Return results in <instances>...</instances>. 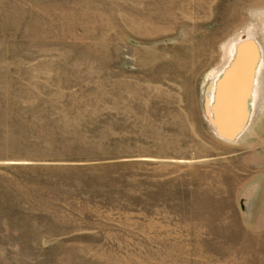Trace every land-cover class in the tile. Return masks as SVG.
<instances>
[{"label": "rangeland", "instance_id": "374dc122", "mask_svg": "<svg viewBox=\"0 0 264 264\" xmlns=\"http://www.w3.org/2000/svg\"><path fill=\"white\" fill-rule=\"evenodd\" d=\"M262 4L0 0V264H264V134L204 113Z\"/></svg>", "mask_w": 264, "mask_h": 264}, {"label": "water", "instance_id": "95a60500", "mask_svg": "<svg viewBox=\"0 0 264 264\" xmlns=\"http://www.w3.org/2000/svg\"><path fill=\"white\" fill-rule=\"evenodd\" d=\"M259 49L252 38L241 37L232 59L218 78L212 103L204 100L205 116L218 139L231 143L249 119L248 101L255 80ZM210 89V84L206 90Z\"/></svg>", "mask_w": 264, "mask_h": 264}, {"label": "bare ground", "instance_id": "6f19581e", "mask_svg": "<svg viewBox=\"0 0 264 264\" xmlns=\"http://www.w3.org/2000/svg\"><path fill=\"white\" fill-rule=\"evenodd\" d=\"M254 8L256 9L253 10V20H251L247 25H244L239 31L234 32L231 38H229L221 46L224 53L226 55L228 53L230 58L225 65L222 67L218 66L212 71L210 89L207 91L205 96L208 103L213 102L217 93L216 82L224 72L225 66H227L230 59H232L235 51V44L241 37L252 38L256 42L259 49V60L255 69L256 75L253 83V89L248 101L249 119L239 136L235 140H232L231 143L234 144H241L245 142L249 138L252 131H256L258 133L262 132L264 134V4L255 6Z\"/></svg>", "mask_w": 264, "mask_h": 264}]
</instances>
